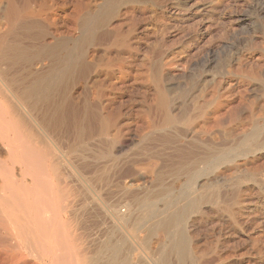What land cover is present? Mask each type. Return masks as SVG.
I'll return each instance as SVG.
<instances>
[{
	"label": "bare ground",
	"instance_id": "1",
	"mask_svg": "<svg viewBox=\"0 0 264 264\" xmlns=\"http://www.w3.org/2000/svg\"><path fill=\"white\" fill-rule=\"evenodd\" d=\"M263 20L264 0H0V264H182L185 236L154 237L185 212L142 230L151 203L239 213L251 194L212 186L264 184Z\"/></svg>",
	"mask_w": 264,
	"mask_h": 264
},
{
	"label": "rangeland",
	"instance_id": "2",
	"mask_svg": "<svg viewBox=\"0 0 264 264\" xmlns=\"http://www.w3.org/2000/svg\"><path fill=\"white\" fill-rule=\"evenodd\" d=\"M230 179L212 187L221 191L237 189L241 194H251V199L239 202L238 206H242L239 213L233 214L225 210V205L229 207L234 204L231 202L225 205L201 203L190 211L188 208L191 203L185 200L156 201L151 203V216L141 222V229H148L155 223L164 222L165 219H171L184 211V227L181 224L177 226L178 229L171 230L168 234L159 232L154 237L155 244L172 247L178 234L185 236L188 243L187 254L179 258L174 255L175 262L179 260L182 264H264V184L240 183L235 178ZM212 187L207 186L205 189ZM140 213L139 207L137 214Z\"/></svg>",
	"mask_w": 264,
	"mask_h": 264
}]
</instances>
